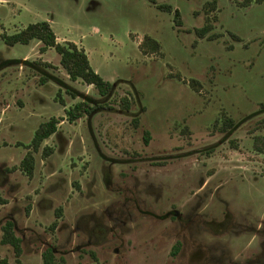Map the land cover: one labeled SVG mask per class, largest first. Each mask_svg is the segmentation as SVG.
I'll list each match as a JSON object with an SVG mask.
<instances>
[{
	"label": "rangeland",
	"instance_id": "374dc122",
	"mask_svg": "<svg viewBox=\"0 0 264 264\" xmlns=\"http://www.w3.org/2000/svg\"><path fill=\"white\" fill-rule=\"evenodd\" d=\"M154 1L170 5L178 16L157 9L151 0H0L1 34L47 20L57 42L76 44L92 68L114 83L104 99L93 86L70 82L52 48L39 54V41L7 45L0 38V159L9 170V179L0 177V196L14 205L22 264H44L41 253L48 246L55 250L56 264H218L226 257L240 264H264V233L255 235L252 247L239 245L245 236L231 247L222 242L230 231L240 230L238 223L256 225L264 219V206L259 205L264 198V155L253 149L254 140L264 136V0ZM207 25L210 29L199 38L197 29ZM144 36L159 43L157 51L142 52ZM22 55L30 63H2ZM38 59L49 62L51 66H39L70 89L57 81L41 85L37 72L28 69ZM59 99L68 106L81 100L105 101L107 108L92 113L90 120L83 116L69 124ZM21 110L26 117L18 115ZM51 115L63 120L59 128L65 142L59 149L56 136L44 140L35 154L33 176L27 178L18 165L24 148L15 143L28 142L38 121ZM19 118L26 122L23 126ZM228 119L234 127L223 132ZM88 123L97 141L91 140ZM208 142L214 148L211 153L191 151L189 158L172 157L163 161L166 165L152 166L147 160L135 167L110 163L138 153L180 155ZM42 146L51 147L52 154L43 157ZM100 166L116 171L109 187L100 180ZM188 166L192 178L211 180L207 197L192 199L197 181L186 184ZM165 174L171 175L167 184L156 183L160 176L166 179ZM152 181L156 186L149 190L156 198L143 196L142 209L131 207V218L121 230L118 190H130L134 184L145 188ZM215 192L218 199L230 201V210L217 203ZM29 201L34 205L26 215ZM190 202L193 214L207 210L217 219L227 209L228 233L216 240L208 230H200L206 227L200 217L184 233L166 213L182 211ZM147 205L154 210L152 216L138 215ZM7 206L0 205V215ZM116 218L121 220L113 225L110 220ZM97 222L107 228L110 222L114 237L71 250ZM177 240L183 245L175 249ZM0 257L16 264L9 244H0Z\"/></svg>",
	"mask_w": 264,
	"mask_h": 264
},
{
	"label": "flooded vegetation",
	"instance_id": "af4514ba",
	"mask_svg": "<svg viewBox=\"0 0 264 264\" xmlns=\"http://www.w3.org/2000/svg\"><path fill=\"white\" fill-rule=\"evenodd\" d=\"M151 3H153L154 4V6L157 8V9H159V10H162V11H165V12H167V13H172V12H174V10H176V9H172L171 7V11L170 12H168V11H166L165 9H163V8H160V7H158L159 5H168V4H164V3H156L154 0H151ZM170 6V5H169ZM173 16H174V13H173ZM47 21V20H46ZM50 24V23H49ZM175 24H180V23H178V22H175ZM24 28V27H23ZM22 29V28H21ZM21 29H19V30H21ZM18 30V31H19ZM53 30V29H52ZM198 30V29H197ZM15 32H17V31H15ZM12 34V33H11ZM206 34V33H205ZM204 34V35H205ZM8 35H10V34H8ZM204 35H198L199 36V38H201V37H204ZM0 38H1V40L5 43V44H7V45H11V44H8V43H6L4 40H3V38H2V34L0 33ZM55 39H56V37H55ZM33 40H36V41H39V40H37V39H32L31 41H33ZM30 41V42H31ZM29 42V43H30ZM39 42H41V41H39ZM29 43H27V44H24V45H28ZM15 44H21V43H15ZM12 45H14V44H12ZM40 47L41 46H39V48H38V52H39V54L40 53H43V52H46L47 50H49V48H47L46 50H44V51H41L40 50ZM86 53V52H85ZM58 57H59V55H58ZM11 61H16L17 62V64L18 65H22V63L24 62H26V63H30V61H28V60H26L25 59V57H23V55L22 56H19L18 58H8V59H4V61L2 62V63H8V62H11ZM40 61V62H39ZM1 63V62H0ZM34 66L33 65H28V69H32L34 72H37V76H38V80H39V83L41 84V85H43V84H45V83H48V82H54V81H57V82H60V83H62V84H64L68 89H70V87L64 82H61V80H58L57 78H55V77H53V76H50L51 74L49 73H47V70H45L44 68H46V67H48V66H51L50 65V63L49 62H46V61H43V60H36V62H34ZM48 64V65H47ZM39 65H41V66H43L44 68H41ZM92 67V66H91ZM60 68L62 69V67L60 66ZM42 69V71H44V72H42V71H40ZM32 71V72H33ZM95 71V70H94ZM39 73H40V76H39ZM67 74V73H66ZM49 77H50V79H49ZM51 77H53V78H51ZM67 79L70 81V82H75V81H78V80H75V81H72L69 77H68V75H67ZM105 80V79H104ZM110 84H111V90H112V87H113V85H114V83H111L110 81H108ZM85 84V83H84ZM85 85H89V86H93V85H90V84H85ZM94 87V86H93ZM95 88V87H94ZM59 89V88H58ZM96 89V88H95ZM111 90L108 92V94H106V95H103V94H100L99 92H98V90L96 89V91H97V94H98V96H100V97H102V98H104V99H108L109 98V94H110V92H111ZM69 91V90H68ZM70 92V91H69ZM68 92V93H69ZM72 97H75L71 92L69 93ZM57 95L58 96H60V90H57ZM77 103H82V104H86V107H87V110H88V106L91 108V110H89V111H91V112H87V113H83L81 116H79V117H77L76 119H74L73 121H70L69 119H68V117H67V114H66V110L69 108V107H71V106H73V105H75V104H77ZM27 104V103H26ZM57 104V103H56ZM61 108H62V110L64 111V114H65V116H66V121L69 123V124H74L75 123V121L77 120V119H79V118H81V117H83V116H86V119L87 120H90V115L92 114V113H94L95 111H99L100 109H103V108H107L106 107V104H105V101H99V102H97V101H95V103L94 104H90V102H88V101H86V100H81V101H77V102H75L74 104H72V105H70V106H68V105H65L64 104V102H63V100L62 99H59V104H58ZM23 109V108H22ZM126 109H128V108H126ZM18 113V115H22L23 117H26V115H23V113H22V110H21V112H17ZM51 118H54L55 119V130L47 137V138H49L51 135H54V136H56V138H57V141H58V145H59V149H61L62 148V145L64 144V142H65V139L60 135V128H59V125L63 122V120L62 119H59L57 116H55V115H51V116H48L47 118H45V119H42V120H40V121H38V124H37V126L35 127V129L33 130V134H32V136L29 138V140H28V142H16L15 144H16V147H18V146H21L22 148H24V149H22V154H21V157H20V159H19V169H20V171L23 173V174H25V176L27 177V178H32V176H33V172H32V174L29 176V175H27L24 171H23V169L21 168V161H22V159L24 158V156L27 154V153H31L32 154V156H33V171H34V168H35V163H36V158H35V154H37L39 151H40V147H41V144L43 143V141L44 140H46L47 138H45V139H43L42 140V142L40 143V145L38 146V148H37V150H34L33 149V146H32V143H31V140H32V137H33V135H34V132H35V130L41 125V124H43V123H45V122H47V121H49V119H51ZM133 120V123H135V121H137L136 120V118H132ZM17 121L18 120H20V118L19 119H16ZM9 121H12V119H9ZM26 122H24V120L23 119H21L20 121H19V124L21 125V126H23L24 124H25ZM223 127V126H222ZM234 127V125L232 124L230 127H226V128H224V130H223V132L224 131H226L227 129H232ZM86 128H87V131H88V133H89V135L90 136H92L91 137V140L93 141V139L95 140V141H97L96 140V138H95V135L91 132V131H93L92 130V126L90 125V123H88V124H86ZM223 129V128H222ZM221 130V129H220ZM255 139V138H254ZM257 139H264V136H262L261 138L259 137V138H256L255 140H254V145H255V142L257 141ZM94 142V141H93ZM97 143V142H96ZM209 143V142H208ZM206 143L207 144V146H204V147H202V148H206V147H209V148H206V149H202V148H190V149H188L187 151H184L183 153H180V155H177V154H168L169 152H167V151H165L166 153L165 154H161V152H156V153H150V154H146V155H144V154H136V155H130V157H132V158H130L129 156L128 157H123V158H120V159H117V160H112V161H110V163H112V165L115 163V165H118V164H127V166H131L132 165V167H135V165L137 164V162H143L144 160H147V161H149V164L150 165H152V166H158V165H166L165 164V162H163V161H167V160H170L172 157H178V156H183V157H185V158H189V155L191 154V151L192 152H201L202 150H204V151H206V152H209V153H211L212 152V150L214 149L213 147H211L212 145L209 143ZM206 144H204V145H206ZM97 146H99L98 145V143H97V145L94 147V150L97 152V149H96V147ZM43 148H42V152H41V155L43 156V157H48V156H50L51 154H52V152H53V149L51 148V147H48V146H42ZM253 149L254 150H256V148H255V146H253ZM164 152V151H163ZM259 153H261V152H259ZM261 154H263L264 155V153H261ZM104 158V157H103ZM5 165V161H1V159H0V177L2 178L1 180L2 181H5V180H7V179H9V173H8V166H4ZM186 166V165H185ZM183 167V166H182ZM126 169H129L128 167L126 168ZM100 170H101V175L99 176L100 177V180L102 181H104L105 182V187H109V186H111V185H109V181H110V178H111V174L112 173H114V172H116V171H112V170H109V171H105V170H103L102 168H101V166H100ZM121 171H124V170H121ZM120 171V172H121ZM171 173V172H170ZM103 174H104V176H103ZM192 174H191V171H190V169H189V166H188V171H187V174L185 175L187 178H186V184L188 183V182H191V180H192V182L193 181H197L196 182V187H195V190H194V192H193V194H194V197L192 198V199H194V198H196V199H198L201 195H203L204 197H207V195L206 194H208V191H209V189H210V185H209V182L211 181V180H207V178L205 179L204 177H201V176H196L195 178H192V176H191ZM160 176V175H159ZM164 177H166V179L165 178H162L161 176L159 177V178H157V181H156V183H158V184H160L161 186H164V184L166 183L167 184V182L170 180V178H171V175L170 174H165L164 175ZM61 180V179H60ZM194 183V182H193ZM154 184V182L152 181V182H150L149 183V185H147V187H139L138 185H133V187L132 188H130V190H128V188H123V187H120V189L118 190L117 188H116V190H118L120 193H118V195H120V198H118L116 201L120 204V207H119V210H118V214H120V211H121V214H122V220L121 219H118V218H116V219H113V220H110L112 223H113V221H116V220H121V223H123L122 225L123 226H121V230H123V227H125L126 226V224H127V219H128V217H129V219L131 218V215H129L128 213H131V211L129 212V210H131V207L134 209V208H136L137 210H141L142 208H141V206H140V204L139 203H143L144 202V200H143V198L145 197V198H147L148 196H153V197H155L152 193H151V191L149 190V189H152L154 186H156L155 184ZM54 185V184H53ZM52 185V188H54V186ZM56 185V184H55ZM208 190V191H207ZM202 191V192H201ZM217 191V190H216ZM220 191V190H219ZM92 193H93V191H92ZM92 193H91V195H92ZM143 193H145V194H143ZM213 193V192H212ZM88 194H89V192H88ZM144 196V197H143ZM213 196H214V198L217 200V203L218 204H220V205H222L223 207L225 206L227 209H229L230 210V206H229V203H230V201L228 202L227 201V203L224 201V199L223 200H221V199H218L217 198V196H219L218 194H216V192H215V194H213ZM0 198L1 199H3V202L2 203H0V205H8L5 209H3V211H2V214L0 215V220L2 219V218H4L3 220V223L0 225V229H2V233H1V236H0V244L1 245H6L7 243H2L1 242V238H2V235H3V227L8 223V222H10L11 224H12V229H13V233H14V222L12 221V220H14L13 218V215H14V211H13V206L14 205H11V200L9 199V202L7 201V199L9 198H7V197H1L0 196ZM7 198V199H6ZM156 198V197H155ZM262 198H263V194H262ZM12 199V202H13V204H14V200H13V198H11ZM45 201H47V200H45ZM121 201V202H120ZM140 201V202H139ZM154 202V201H153ZM33 205H34V203L31 201H29V202H27V204L25 205V207H24V212H25V214L26 215H28L29 214V212H30V210L33 208ZM259 205H263L264 206V198L262 199V203H260ZM191 207V202L190 203H188L187 204V208L186 209H184V210H182V211H179V210H175V209H173V210H170V211H168L166 214H168L169 216H170V218H172L173 220H175V224L177 225H179V226H181V229H184V233H185V230L186 229H189V231L190 230H192L191 229V227H193L194 228V225H195V223H194V221H195V219H197V217L199 218V220L202 218V220L203 221H199L201 224H202V226H206L205 228L204 227H201V231H207L208 230V233L209 234H212L213 235V237L214 238H216V240H217V238L218 239H220V237L218 236V235H222V233H225V234H227L226 233V225L228 224V222H229V218L231 217L230 216V214L228 213V211H226L225 209H222L221 211V215H222V218L220 217L219 219H217L215 216H210L209 214H208V211L206 210L205 212H200V210L199 211H197V212H195L194 214L192 213V212H190L189 211V208ZM146 209H149V210H146ZM146 209L144 210L145 212H139V214L138 215H149V216H152V213L154 212V210L152 209V208H148V205H147V207H146ZM232 209V208H231ZM258 209H260V207H258L257 206V211H255L254 213L255 214H257L258 213ZM252 211H253V209H252ZM253 212H252V214H254ZM120 214V215H121ZM206 214H208V218L206 217ZM142 216H139V218H142ZM146 217V216H145ZM108 219V218H107ZM262 221H263V223H262ZM262 221H260L259 223H257L256 225H254L252 222H249V223H242V225H239V223H238V227L240 228V230H236L235 232H231L230 231V233H228L226 236H224V238H222V242L224 243V246H230L231 247V245L233 246L234 245V243L241 237V236H245L244 238H246V239H244L243 241H241V243L239 244V245H242V244H244L245 243V245H249L250 247H252L255 243L253 242L254 240V238H257L255 235H258L259 233H264V219L262 220ZM107 223V222H106ZM233 223V222H232ZM117 224V222H115V223H113V225H116ZM106 225H108L109 227L107 228V227H105L104 225H103V223H101V222H97V223H95L94 225L92 224V228H91V231H89L88 233H87V238H85V239H83V238H81V239H79V240H77V243L74 245V248H70L71 250H76V251H79V250H81V249H83V247L84 246H89V245H94V246H98V245H100L101 243H103V242H106V241H110L113 237H114V234H113V230H114V226H112V224L109 222L108 224H106ZM236 227H237V225H235ZM101 228H104V232L103 233H101V234H99L98 232L100 231V229ZM105 228H106V230H105ZM219 228V229H218ZM74 229H76L75 227H74ZM217 230H219V231H217ZM244 231H246V232H244ZM242 232V233H241ZM124 233V232H123ZM240 233V234H239ZM108 234H110V235H108ZM194 234V233H193ZM225 234H223V235H225ZM243 234V235H242ZM15 235V234H14ZM74 235V237H76V235L75 234H73ZM249 235V237H247ZM259 236V235H258ZM19 238V237H18ZM120 238V237H119ZM20 239V247H21V254H22V246H21V238H19ZM215 240V241H216ZM198 241H200V240H198ZM176 246H175V249L176 248H178L179 246L181 247V244L183 245V243L180 241V240H177L176 242ZM10 245V244H9ZM260 245H262V247L260 248V249H263L264 250V240L263 241H261V243H260ZM11 246V245H10ZM224 246H223V250H225L224 249ZM12 247V246H11ZM238 247V246H237ZM236 247V248H237ZM13 249V248H12ZM46 249H49V250H51L52 251V253H54V248L53 247H46ZM46 249H44V251L46 250ZM118 250V248L117 247H114L113 249H112V251L115 253L116 251ZM200 251H202L201 249H200ZM14 252V251H13ZM43 253V252H42ZM42 253H41V255H42ZM223 253V251L221 252V254ZM20 254V255H21ZM15 255V254H14ZM20 255L18 256V258H19V260H20ZM193 255H195V252H191L190 253V256H193ZM223 258H224V255H223ZM15 259H16V256H15ZM206 259V258H205ZM21 261V260H20ZM218 264H240L237 260H234L233 258H225V259H220L218 262H217ZM203 264H205V263H203ZM212 264H215V263H212ZM248 264H252V263H248Z\"/></svg>",
	"mask_w": 264,
	"mask_h": 264
},
{
	"label": "trees",
	"instance_id": "16d2710c",
	"mask_svg": "<svg viewBox=\"0 0 264 264\" xmlns=\"http://www.w3.org/2000/svg\"><path fill=\"white\" fill-rule=\"evenodd\" d=\"M260 2L261 0H257ZM158 7L165 9L170 12L171 8L169 5H159ZM174 18L178 16V11L174 10ZM210 26H203L198 29L199 35H204ZM3 40L8 44H27L32 39L41 41V51L47 48H52L59 55V65L65 70L68 77L72 80H80L85 84L93 85L100 94L106 95L111 90V84L104 80L94 69L91 67L87 54L84 50L79 49L73 42L59 43L55 40V34L51 28V25L46 20H39L27 24L21 30L14 32L10 35L2 34ZM146 41L149 43L146 45ZM141 50L143 53L154 52L159 48V43L149 36H144V41L141 42ZM48 65V64H47ZM122 106L128 108L129 102L126 99L121 101ZM91 108L86 104L77 103L66 110L67 117L70 121H73L83 113L91 112ZM55 119L51 118L49 121L41 124L34 132L31 143L34 150H37L38 146L43 139L47 138L55 130ZM136 124V121L134 125ZM232 120L228 119L223 123V129L230 127ZM146 142V137H143ZM256 151L264 153V139H257L255 142ZM21 168L27 175H31L33 172V156L31 153H27L21 161ZM3 199L0 198V203ZM2 243L10 244L13 248L16 256V264H22L18 256L21 254L20 239L14 235L12 224L8 222L3 227V235L1 238ZM42 259L44 264H56L53 253L51 250L46 249L42 253ZM0 264H8L5 258L0 257Z\"/></svg>",
	"mask_w": 264,
	"mask_h": 264
}]
</instances>
